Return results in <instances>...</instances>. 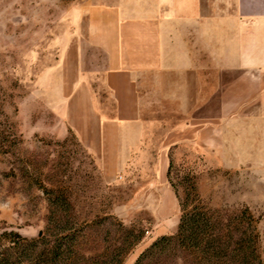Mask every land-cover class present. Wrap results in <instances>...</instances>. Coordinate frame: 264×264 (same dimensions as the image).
<instances>
[{"label": "rangeland", "instance_id": "374dc122", "mask_svg": "<svg viewBox=\"0 0 264 264\" xmlns=\"http://www.w3.org/2000/svg\"><path fill=\"white\" fill-rule=\"evenodd\" d=\"M95 4L0 0V235L73 245L61 264H138L177 234L195 185L198 249L174 241L142 264H264V177L225 167L215 99L185 116L170 72L140 80L141 124L127 132L142 144L103 146L94 106L112 99L89 34Z\"/></svg>", "mask_w": 264, "mask_h": 264}, {"label": "crops", "instance_id": "0c3cea01", "mask_svg": "<svg viewBox=\"0 0 264 264\" xmlns=\"http://www.w3.org/2000/svg\"><path fill=\"white\" fill-rule=\"evenodd\" d=\"M94 2L89 34L105 54L103 83L112 99L94 106L103 146L114 145L113 136L136 151L142 137L127 131L141 124L137 82L170 72L185 116L202 108L198 102L216 100L225 167L264 177V0ZM211 87L213 96L199 97ZM195 125L193 117L184 124Z\"/></svg>", "mask_w": 264, "mask_h": 264}, {"label": "trees", "instance_id": "16d2710c", "mask_svg": "<svg viewBox=\"0 0 264 264\" xmlns=\"http://www.w3.org/2000/svg\"><path fill=\"white\" fill-rule=\"evenodd\" d=\"M190 196H193L194 200H197V188L195 185L192 186L190 193L188 194L187 200L181 201V224L179 230L175 236L162 240V244H156L152 247L148 254H144L140 257L138 264H142L144 260L151 254L153 249L162 247V250H166L167 247L172 246L174 241L181 243L184 246L185 242L190 239V242L194 246L195 250L199 246V230L201 223L207 224V219L204 217L205 214L200 211V208L196 205L191 210H188L189 205L187 201ZM210 225H206L209 229ZM188 228V229H186ZM186 230L189 236H186ZM210 242H213L212 240ZM73 250V245H46L41 246L37 240H28L23 238L17 233H5L0 235V264H61L58 259L59 254L62 252Z\"/></svg>", "mask_w": 264, "mask_h": 264}]
</instances>
